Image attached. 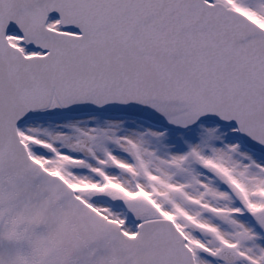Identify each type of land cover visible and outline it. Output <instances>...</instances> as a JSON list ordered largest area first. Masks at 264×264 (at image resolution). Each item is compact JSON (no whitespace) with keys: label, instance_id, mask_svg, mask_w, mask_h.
I'll return each mask as SVG.
<instances>
[{"label":"snow or ice","instance_id":"1","mask_svg":"<svg viewBox=\"0 0 264 264\" xmlns=\"http://www.w3.org/2000/svg\"><path fill=\"white\" fill-rule=\"evenodd\" d=\"M0 264H264V0H0Z\"/></svg>","mask_w":264,"mask_h":264}]
</instances>
